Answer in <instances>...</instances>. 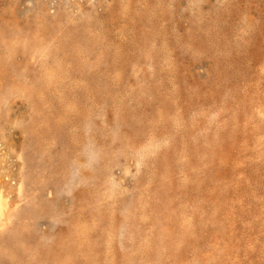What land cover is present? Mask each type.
I'll return each instance as SVG.
<instances>
[{"label":"rangeland","instance_id":"obj_1","mask_svg":"<svg viewBox=\"0 0 264 264\" xmlns=\"http://www.w3.org/2000/svg\"><path fill=\"white\" fill-rule=\"evenodd\" d=\"M0 264H264V0H0Z\"/></svg>","mask_w":264,"mask_h":264}]
</instances>
